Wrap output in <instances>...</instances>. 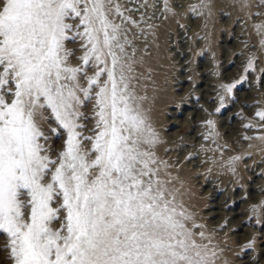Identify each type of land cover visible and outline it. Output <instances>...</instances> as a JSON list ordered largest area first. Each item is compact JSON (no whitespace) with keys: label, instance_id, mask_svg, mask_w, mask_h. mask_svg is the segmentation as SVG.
I'll return each instance as SVG.
<instances>
[{"label":"snow or ice","instance_id":"obj_1","mask_svg":"<svg viewBox=\"0 0 264 264\" xmlns=\"http://www.w3.org/2000/svg\"><path fill=\"white\" fill-rule=\"evenodd\" d=\"M176 7L212 15L208 0H0V252L8 264H216L224 249L174 186V165L159 154L164 141L138 91L137 40ZM231 8L257 38L243 40L245 49L264 51V0ZM235 55L244 57L238 71H212L210 107L200 105V138L216 147L198 150L218 152L232 176L252 153L219 144L213 117L237 103L245 84L264 87L256 52ZM234 115V143L264 142V103L245 100ZM248 215L264 223V199ZM255 240L238 241L240 251L255 253Z\"/></svg>","mask_w":264,"mask_h":264},{"label":"rangeland","instance_id":"obj_2","mask_svg":"<svg viewBox=\"0 0 264 264\" xmlns=\"http://www.w3.org/2000/svg\"><path fill=\"white\" fill-rule=\"evenodd\" d=\"M190 2L176 0L177 4ZM208 2L212 10L210 17H195L184 8L176 7V15L152 21L156 25L154 34L137 40V55L142 57L138 68L139 87L142 85L140 93L147 95V101L158 100L153 111V123L164 141L158 149L159 154L174 165L171 168V174L176 178L174 186L180 189L186 206L194 213L198 223L206 225L208 234L214 236L213 243L224 249L216 264H255L254 260L264 264V223L248 222L249 205L264 199V175H261L264 142L253 140L252 148H248L247 144L234 143L241 131V121L234 113L240 110L245 100L248 103H264V87H248L245 84L237 93V103L213 117L218 122L219 144L252 153L251 159L237 163L238 176H232L221 167L218 152L198 151L202 144L207 149L216 147L200 138L204 131L200 122L206 118L200 105L210 107L205 104V99L213 92V85L217 82L212 71L232 77L244 59L236 53L244 50L247 56L249 52H256L259 61L264 64V51L259 48L245 49L243 40L250 39L255 43L257 38L250 36V30L243 29V21L235 22L236 12L231 8L233 0ZM206 45L210 51L198 55ZM69 47L73 45L69 44ZM212 53L216 57L215 69ZM155 88L158 95L152 91ZM198 97L204 99L197 102ZM244 111L248 114L254 109L245 108ZM182 144L187 146L181 147ZM165 149L170 151L165 153ZM192 152L198 153L196 158L186 159ZM233 154H237L236 151L227 152L225 158ZM254 162L259 163V167H255ZM246 165L253 168L249 169ZM225 222L227 226L220 230L219 226ZM253 236L256 237L255 253L248 249L241 252L239 243ZM0 264H8L3 252H0Z\"/></svg>","mask_w":264,"mask_h":264},{"label":"bare ground","instance_id":"obj_3","mask_svg":"<svg viewBox=\"0 0 264 264\" xmlns=\"http://www.w3.org/2000/svg\"><path fill=\"white\" fill-rule=\"evenodd\" d=\"M213 2V1H212ZM140 89H138V91L140 92L141 90H142V85H140V87H139ZM153 92H154V95H158V91H157V89L155 88V89H153L152 90ZM149 97V96H148ZM158 101V100H157ZM156 100H152V102L151 101H146L145 102V107L147 108V109H150V115H151V119H152V121L154 120V113H153V111H154V109H155V106L158 104V102H157Z\"/></svg>","mask_w":264,"mask_h":264}]
</instances>
